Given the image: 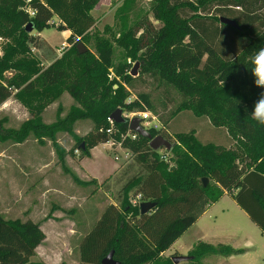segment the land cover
<instances>
[{
    "label": "trees",
    "instance_id": "trees-1",
    "mask_svg": "<svg viewBox=\"0 0 264 264\" xmlns=\"http://www.w3.org/2000/svg\"><path fill=\"white\" fill-rule=\"evenodd\" d=\"M98 1L0 0V26L4 30H18L33 42L32 34L26 31L28 24L41 31L57 19L58 29L68 30L67 42L73 43L74 53L64 54L41 69L25 85V91L62 84L85 109L78 111L79 116H90L94 123L84 138L82 153L89 155L90 149L106 142L120 143L142 169L122 186L124 195L119 204H107L81 237L78 264H102L111 250L116 264H174L173 255L161 254L197 220L207 204L224 194L231 196L264 233V126L250 115L264 93L250 71L252 57L264 48V0H152L151 13L161 25L156 27L142 17L132 32H124L118 39L119 45L133 54L141 52L145 71L185 97L176 112L190 109L197 116L206 115L215 127H226L239 142L228 151L200 143L192 132L175 133L177 142L169 151L175 156V166L170 168L158 150L150 148L147 138L122 137L129 131L128 122L108 121L117 108L127 113H157L146 92L126 101L128 94L117 78L131 81L123 69L127 65L113 66L109 45H99L97 55L77 51L78 41L92 38L87 37L95 24L91 10ZM221 17L235 20L238 28L222 23ZM112 67L113 78L108 72ZM10 95L11 88L0 80V105ZM165 129L161 124L148 130L153 136L161 134L168 139ZM203 177L212 179L213 184L204 186ZM130 190L133 198L139 195L135 202L129 200ZM142 201L155 205L141 214ZM43 239L39 223L12 221L0 214V264L28 263ZM236 251L229 245L199 241L188 255L197 261L208 253L231 255Z\"/></svg>",
    "mask_w": 264,
    "mask_h": 264
},
{
    "label": "rangeland",
    "instance_id": "rangeland-1",
    "mask_svg": "<svg viewBox=\"0 0 264 264\" xmlns=\"http://www.w3.org/2000/svg\"><path fill=\"white\" fill-rule=\"evenodd\" d=\"M153 4L152 0H99L91 10L95 24L87 37L92 38L89 42L80 40L77 44L82 43L86 51L94 55H97L99 45L111 46L113 66L122 68L126 64L123 69L129 75L138 63L137 75H130L132 79L129 83L121 77L117 78V83L127 92L126 101L140 92L150 95L156 106L154 116L159 125L165 126L169 141L177 142L175 133L192 132L202 144L233 151L239 142L229 135L226 127H215L206 115L197 116L190 109L176 112L185 97L145 71L147 65L139 59L141 52L133 54L132 50L119 45L118 39L122 38V34L132 32L135 23L142 17L148 18L156 27L161 25L151 13ZM58 25L59 21L53 19L43 30H32L33 42H29L18 30L9 32L0 26V80L11 88V95L0 105V214L12 221L30 219L42 225L47 234L55 231L58 222L61 225L57 229L58 235L62 239L55 241L52 236L49 239L59 255L53 261L57 264L65 259L77 264L78 238L63 235L68 226L76 223L74 226L77 228L79 224L76 218L80 215L74 218L71 208H77L75 213L84 208L83 213L79 211L84 216V226L82 222L78 230L88 231V226L92 227L97 216L92 209L100 211L107 204H119L124 195L122 186L128 179L141 174L142 169L129 150L109 142L95 146L89 155L82 153L80 144H86L84 138L94 123L90 116H79L78 111L85 109L62 84L50 89L39 87L31 92L25 91V85L41 69L64 54L74 53L73 43H68L66 39L69 34L58 29ZM108 72L113 78L114 68ZM117 83L113 86L118 87ZM134 114L137 112L122 111V115L128 118ZM158 152L169 168L175 166L172 153L164 148L158 149ZM113 171L114 174L109 176ZM208 180L209 184H213L212 179ZM132 193L133 190H130L127 195L134 202L136 198ZM203 220L222 225L225 231L221 239L229 244L242 243L244 232L261 236L259 228L227 194L212 206ZM203 236L208 237L202 224L197 223L167 253L171 256L188 255L185 246ZM262 238L249 251L233 256L232 260L224 259L223 264H264V236ZM42 244L39 253L31 256L26 264L41 261L38 256H41L40 249L44 250L45 242ZM180 246L184 248L180 249ZM213 254L218 253H208L203 257L213 258ZM203 257L178 264H209ZM214 261L213 258L212 264H216Z\"/></svg>",
    "mask_w": 264,
    "mask_h": 264
},
{
    "label": "crops",
    "instance_id": "crops-1",
    "mask_svg": "<svg viewBox=\"0 0 264 264\" xmlns=\"http://www.w3.org/2000/svg\"><path fill=\"white\" fill-rule=\"evenodd\" d=\"M64 32H66V34L68 35L69 34V31L68 30H64ZM120 147V146H119ZM94 148V147H93ZM92 148V149H93ZM90 154H91V149H90ZM117 169H118V167H117ZM115 171H117V170H115ZM115 171H113V173L112 174H110L109 176H111V175H113L114 174V172ZM96 180V179H95ZM225 195V194H224ZM223 195V196H224ZM222 196V197H223ZM221 197V198H222ZM220 198V199H221ZM220 199L219 200H217L216 202H211V203H209V204H207V206H206V209H205V211L197 218V220L191 225V226H189L174 242H173V244L169 247V248H171V247H173L174 245H175V243L180 239V237L182 236V235H184L187 231H189V229H191L192 227H194V225H196L197 223H199V225H201L202 224V229H203V231H204V233L206 234V236H208V237H205V236H203V238H200V239H198V241H196L195 243H190L189 245H187V246H185V250H186V252H187V254L193 249V247L195 246V244L196 243H198L199 241H202V242H205V243H209V244H212V245H217V244H225V245H229L230 247H232L234 250H237L236 252H234V253H232L231 255H222V254H213L214 255V263L216 262V264H223V260L224 259H234L233 258V256H235V255H237V254H240V253H243V252H247V251H249L250 250V248H252V247H254V245H256V242L259 240H262L263 238H262V236H264V233H262L261 232V230H260V235L261 236H259V237H256V236H253V235H250L249 233H245L244 232V234L242 233V243H232V244H229V243H226L225 241H223V239H221V235L223 234V232L225 231V228L222 226V225H219V224H216L215 222H211V221H208V220H203V217L204 216H206L207 215V213L210 211V209L212 208V206L213 205H215L216 203H218L219 201H220ZM233 199V198H232ZM237 205V204H236ZM239 207V206H238ZM103 208V207H102ZM104 209V208H103ZM103 209H101L100 211H98V210H94V209H92L94 212L96 211L97 212V216H96V218H95V221L99 218V216H100V214H101V212H102V210ZM241 209V208H240ZM71 210H72V212L74 213L73 214V217L74 218H76L77 217V214H79L80 215V217L79 218H76L77 220H78V223L79 224H82V222H83V226H84V216L83 215H81V213H83L84 212V208H83V210H80L79 209V211L81 212H76L75 213V211H77V208H71ZM242 210V209H241ZM244 211V210H243ZM244 213L246 214V212L244 211ZM247 215V214H246ZM248 216V215H247ZM249 218V217H248ZM250 219V218H249ZM203 220V221H202ZM94 221V222H95ZM251 221V220H250ZM72 223H75V222H72ZM201 223V224H200ZM79 224H78V227L76 228L75 226H76V223L74 224V225H70V226H68L67 228H66V230L64 231L65 233L63 234V235H65V236H67V237H70V238H78L77 239V241H78V243H77V257H78V261H79V254H78V244H79V242H80V239H81V237L85 234V232L87 231V230H85V232H81V231H79L78 230V228H79ZM50 225H51V222H50ZM254 225H256L255 223H254ZM81 226L82 225H80V229H81ZM59 227H61V225H59L58 224V222H57V224H56V229H55V231H51L50 233H45L43 230H42V225H40V228H41V230H42V232H43V234H44V239H43V241L36 247V249H35V254L36 253H39L38 252V249L39 248H41L42 247V243H44L45 242V245H44V250L42 251V249H40V253H41V256H38V258L39 259H41V261L42 262H44L45 264H56L54 261H53V259L56 261V259L57 258H59L58 256V250H57V248L52 244L53 242H51L49 239H50V237L52 236V238L56 241V239H62V237L60 236V235H58L59 233H58V230L57 229H59ZM65 227H66V225H65ZM88 229H90V225L88 226ZM207 238H210V239H207ZM46 241H47V243H46ZM54 241V242H55ZM168 248V249H169ZM180 249H183L184 248V246H180L179 247ZM167 249V250H168ZM167 250H165L161 255L162 256H169V254L167 253ZM175 250L177 251V248H175ZM40 255V254H39ZM178 255V254H177ZM215 255H217V256H215ZM213 258H211V257H209V256H205V257H203V259H206V261L210 264H212L213 263ZM78 261H77V264H78ZM59 264H72V263H69L67 260H60V262H58ZM57 263V264H58ZM204 264H206L205 262H204Z\"/></svg>",
    "mask_w": 264,
    "mask_h": 264
},
{
    "label": "water",
    "instance_id": "water-1",
    "mask_svg": "<svg viewBox=\"0 0 264 264\" xmlns=\"http://www.w3.org/2000/svg\"><path fill=\"white\" fill-rule=\"evenodd\" d=\"M220 21L225 24H229L234 28H238V24L236 23L235 20L226 18V17H221ZM33 29L31 24H28L26 26V31L31 32ZM77 51L79 53H84L86 51V48L83 46L82 43L77 44ZM137 67L138 63H135V65L132 67L130 71V75L136 76L137 75ZM116 87V85L114 86ZM110 118L113 120L115 123H121V122H128V128L131 132L136 133L137 135L141 137H145L149 140V146L153 150H158L161 148H164L167 151H170V149L173 147V142L169 141L167 138L162 136L161 134L157 135H152L151 132L146 129L142 122H141V117L138 116V114H134L131 118L126 119L125 116L122 115V109L117 108L115 109ZM80 148L84 149L85 145L84 142L80 144ZM203 185L206 186L208 183V178L203 177L202 178ZM155 205L154 202L151 201H142L139 203V208H140V213L144 214L148 212L153 206ZM193 259L192 255H173L171 257V260L174 264H178L181 261H186V260H191ZM102 264H116L118 263L113 259V250H111L105 258L102 259L101 261Z\"/></svg>",
    "mask_w": 264,
    "mask_h": 264
},
{
    "label": "clouds",
    "instance_id": "clouds-1",
    "mask_svg": "<svg viewBox=\"0 0 264 264\" xmlns=\"http://www.w3.org/2000/svg\"><path fill=\"white\" fill-rule=\"evenodd\" d=\"M254 66L250 71L256 77L254 83L258 87H264V48H261L251 59ZM251 118L257 122L258 125L264 126V93L255 102Z\"/></svg>",
    "mask_w": 264,
    "mask_h": 264
},
{
    "label": "built area",
    "instance_id": "built-area-1",
    "mask_svg": "<svg viewBox=\"0 0 264 264\" xmlns=\"http://www.w3.org/2000/svg\"><path fill=\"white\" fill-rule=\"evenodd\" d=\"M53 22V21H51ZM137 114L143 119V126L146 129L149 128H154V129H158L160 127L158 121L156 120L155 116L148 110L143 111V112H137ZM108 121L113 124V120L108 117ZM136 133L131 132L130 130L126 133V134H122V137H126V136H130L131 138H136ZM109 144L114 145L113 142H109ZM118 146H121L120 143L117 144ZM136 199H139V195L136 196ZM133 200L134 202L136 201Z\"/></svg>",
    "mask_w": 264,
    "mask_h": 264
}]
</instances>
